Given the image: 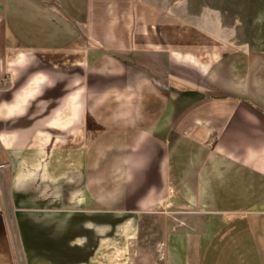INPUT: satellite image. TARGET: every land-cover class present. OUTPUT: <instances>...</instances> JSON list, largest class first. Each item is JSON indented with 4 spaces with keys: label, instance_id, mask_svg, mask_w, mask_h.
Masks as SVG:
<instances>
[{
    "label": "crops",
    "instance_id": "crops-1",
    "mask_svg": "<svg viewBox=\"0 0 264 264\" xmlns=\"http://www.w3.org/2000/svg\"><path fill=\"white\" fill-rule=\"evenodd\" d=\"M228 50L176 0H0V264H116L168 191L217 223L163 264H264V53Z\"/></svg>",
    "mask_w": 264,
    "mask_h": 264
},
{
    "label": "rangeland",
    "instance_id": "rangeland-1",
    "mask_svg": "<svg viewBox=\"0 0 264 264\" xmlns=\"http://www.w3.org/2000/svg\"><path fill=\"white\" fill-rule=\"evenodd\" d=\"M176 14L209 31L213 38L227 41L228 51L264 53V0H176ZM4 194L8 195L7 190ZM172 196L168 191L147 213L133 215L132 235H118L116 264H163L169 231L208 229L217 223L174 202ZM15 259L24 264L20 252Z\"/></svg>",
    "mask_w": 264,
    "mask_h": 264
}]
</instances>
